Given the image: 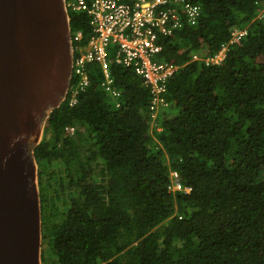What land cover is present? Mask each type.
I'll return each instance as SVG.
<instances>
[{"label": "trees", "instance_id": "obj_1", "mask_svg": "<svg viewBox=\"0 0 264 264\" xmlns=\"http://www.w3.org/2000/svg\"><path fill=\"white\" fill-rule=\"evenodd\" d=\"M188 2L196 21L161 37L179 70L155 122L150 87L116 64L119 107L92 64L78 102L69 94L48 118L35 157L65 175L47 192L39 171L42 263L48 245L55 264H264V0ZM69 15L87 40L90 18ZM235 28L248 34L220 64L193 61L217 55ZM170 167L190 194L169 190ZM62 188L74 193L67 210Z\"/></svg>", "mask_w": 264, "mask_h": 264}, {"label": "water", "instance_id": "obj_2", "mask_svg": "<svg viewBox=\"0 0 264 264\" xmlns=\"http://www.w3.org/2000/svg\"><path fill=\"white\" fill-rule=\"evenodd\" d=\"M73 63L66 0H0V264H43L35 149Z\"/></svg>", "mask_w": 264, "mask_h": 264}, {"label": "built area", "instance_id": "obj_3", "mask_svg": "<svg viewBox=\"0 0 264 264\" xmlns=\"http://www.w3.org/2000/svg\"><path fill=\"white\" fill-rule=\"evenodd\" d=\"M66 8L68 12L87 14L91 28L87 40L82 31H71L76 81L69 91L70 106L78 102L79 94L90 85L89 65L98 64L104 75L102 88L118 101L119 107L121 91L115 87L110 71L111 65L116 64L133 70L150 87L155 122L160 109L170 107L166 99L168 83L179 70V66L163 57L161 37L172 36L185 23L193 24L199 16V7L188 0H66ZM246 35L235 29L230 45ZM223 54L224 51L205 59L195 54L193 61L220 64ZM67 131L74 134L75 129L70 127ZM169 190L189 194L192 188L183 182L178 171L170 170Z\"/></svg>", "mask_w": 264, "mask_h": 264}, {"label": "rangeland", "instance_id": "obj_4", "mask_svg": "<svg viewBox=\"0 0 264 264\" xmlns=\"http://www.w3.org/2000/svg\"><path fill=\"white\" fill-rule=\"evenodd\" d=\"M235 31V30H234ZM247 33L248 34V29L247 28H244L242 33ZM230 46L229 47H226L224 49V54L222 56V58H224L225 54L227 53V51L229 50ZM170 112H173V109L170 110ZM101 163V160H98L97 162H95L94 166L98 165L96 167V170H95V176L94 178L97 180V181H101V179L103 178V176L101 175V168H102V165L100 164ZM38 164V163H37ZM45 171L47 170L45 176H44V186H45V189L48 190H52V189H56V184L55 182L52 180V178H56V179H59V176H62L64 177L65 173H64V167L61 166L58 162H54L52 165H50V163L47 161V160H44L43 162H41L40 164H38V171ZM52 173H54V175H52ZM99 179V180H98ZM61 189V188H60ZM59 187H58V190H60ZM63 189V188H62ZM50 193V192H49ZM74 193L72 192H68V190H66L65 188L63 190H61V200H59V204L61 205V209L63 210L66 209L65 207V203H67L66 201H70L69 197L71 195H73ZM67 210V209H66ZM43 243V241H42ZM44 255H45V260L47 262H45V264H55V261H56V256L55 254L50 250V248L48 247V245H44ZM44 264V263H43Z\"/></svg>", "mask_w": 264, "mask_h": 264}, {"label": "clouds", "instance_id": "obj_5", "mask_svg": "<svg viewBox=\"0 0 264 264\" xmlns=\"http://www.w3.org/2000/svg\"><path fill=\"white\" fill-rule=\"evenodd\" d=\"M235 29L240 30V31H243V29H240V28H235ZM235 29H234V30H235ZM234 30H233V31H234ZM232 38H233V37H232ZM232 38H231V40H232ZM231 40H230V42H231ZM230 42H229V44H227L228 47L231 46V45H230ZM227 45H225V46H227ZM233 45H234V44H233ZM223 51H224V49L222 48V50H221L219 53H222ZM225 56H226V54H225ZM225 56H224V58H225ZM224 58H223V60H224ZM223 60H222V61H223ZM222 61H221V62H222ZM221 62H220V63H221ZM168 108H169V107H168ZM169 169L172 170L171 167H170ZM169 173H170V171H169ZM186 184H187V183H186ZM187 186H188V185H187ZM189 187H190V186H189ZM183 194H184V193H183ZM189 194H190V193H189Z\"/></svg>", "mask_w": 264, "mask_h": 264}]
</instances>
